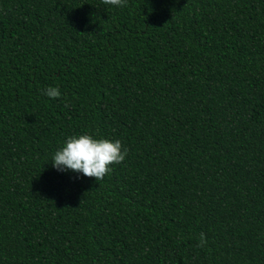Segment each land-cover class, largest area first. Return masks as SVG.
<instances>
[{
	"label": "trees",
	"instance_id": "obj_1",
	"mask_svg": "<svg viewBox=\"0 0 264 264\" xmlns=\"http://www.w3.org/2000/svg\"><path fill=\"white\" fill-rule=\"evenodd\" d=\"M0 264H264V0H0Z\"/></svg>",
	"mask_w": 264,
	"mask_h": 264
},
{
	"label": "clouds",
	"instance_id": "obj_2",
	"mask_svg": "<svg viewBox=\"0 0 264 264\" xmlns=\"http://www.w3.org/2000/svg\"><path fill=\"white\" fill-rule=\"evenodd\" d=\"M102 2L115 7L127 5V0ZM43 94L51 99H57L61 96V91L58 87L49 86L43 90ZM127 154L128 149L122 146L120 140L96 139L92 135L84 134L68 137L63 147L55 152L51 164L58 171L70 170L101 181L111 172L110 166L122 163ZM206 244L205 234L201 233L197 246L204 247Z\"/></svg>",
	"mask_w": 264,
	"mask_h": 264
}]
</instances>
